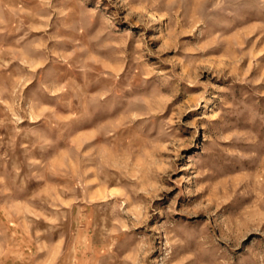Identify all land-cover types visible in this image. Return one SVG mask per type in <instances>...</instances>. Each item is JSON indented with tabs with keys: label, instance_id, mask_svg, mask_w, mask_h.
<instances>
[{
	"label": "rangeland",
	"instance_id": "obj_1",
	"mask_svg": "<svg viewBox=\"0 0 264 264\" xmlns=\"http://www.w3.org/2000/svg\"><path fill=\"white\" fill-rule=\"evenodd\" d=\"M0 264H264V0H0Z\"/></svg>",
	"mask_w": 264,
	"mask_h": 264
}]
</instances>
